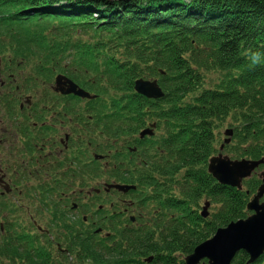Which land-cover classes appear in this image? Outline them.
Masks as SVG:
<instances>
[{"label": "trees", "instance_id": "obj_1", "mask_svg": "<svg viewBox=\"0 0 264 264\" xmlns=\"http://www.w3.org/2000/svg\"><path fill=\"white\" fill-rule=\"evenodd\" d=\"M5 41L15 42L17 56L29 55L21 59L34 60L41 74L48 62L51 74L64 60L72 62L119 116L128 107L131 114L144 111L136 80L158 78L165 96L152 109L158 106L167 125L175 122L168 132H176L169 136L176 145L167 146L175 147L177 176L152 182L160 224L122 235L115 262L107 253L104 260L125 264L132 252L155 255L154 264H185L218 229L251 215L260 170L239 190L217 182L208 165L226 125L234 135L225 153L264 159V0H0ZM204 201L212 204L209 219L199 212ZM24 241L10 236L3 256L19 253L15 246ZM248 260L241 252L233 264ZM255 264H264V254Z\"/></svg>", "mask_w": 264, "mask_h": 264}, {"label": "flooded vegetation", "instance_id": "obj_2", "mask_svg": "<svg viewBox=\"0 0 264 264\" xmlns=\"http://www.w3.org/2000/svg\"><path fill=\"white\" fill-rule=\"evenodd\" d=\"M28 56H17L15 42H0V264H113L103 255L115 262L122 235L160 224L152 182L177 176L175 147L167 146L176 145L168 132L175 122L167 125L152 109L158 100L144 96L142 113L128 107L115 115L72 62L53 74L48 62L41 74L34 60L21 59ZM58 77L65 79L57 84ZM68 80L90 97L68 93ZM10 236L25 241L6 258L1 246ZM128 254L125 264L156 258Z\"/></svg>", "mask_w": 264, "mask_h": 264}, {"label": "water", "instance_id": "obj_3", "mask_svg": "<svg viewBox=\"0 0 264 264\" xmlns=\"http://www.w3.org/2000/svg\"><path fill=\"white\" fill-rule=\"evenodd\" d=\"M57 78V84L61 83ZM67 80V79H66ZM71 83L68 91L75 92L83 97H90L84 90ZM135 91L148 99H161L165 96L158 81L138 79L135 81ZM148 134V132H146ZM145 133V134H146ZM226 139L220 148V153L209 160L208 171L222 185L243 190V183L251 178L254 173L264 167V159L233 160L224 154V149L231 144L234 130L228 128L225 131ZM262 184L257 194L248 204V211L252 214L247 219L230 223L227 227L220 228L214 236L198 245L194 252L185 257L186 264H233L241 252L249 256L246 264H255L264 254V168L260 174ZM118 189L128 192L131 187L116 186ZM210 202H206L202 210V216L208 217Z\"/></svg>", "mask_w": 264, "mask_h": 264}, {"label": "clouds", "instance_id": "obj_4", "mask_svg": "<svg viewBox=\"0 0 264 264\" xmlns=\"http://www.w3.org/2000/svg\"><path fill=\"white\" fill-rule=\"evenodd\" d=\"M259 57H260V54L259 53L253 54V57H252L253 62L254 63H259Z\"/></svg>", "mask_w": 264, "mask_h": 264}, {"label": "rangeland", "instance_id": "obj_5", "mask_svg": "<svg viewBox=\"0 0 264 264\" xmlns=\"http://www.w3.org/2000/svg\"><path fill=\"white\" fill-rule=\"evenodd\" d=\"M228 128H230V127H228V126L226 125V126L221 130V132H222V138H224V135H223L224 131H225L226 129H228ZM219 153H220V152H219ZM219 153H218V154H219ZM218 154H217V155H218ZM224 154H225V155H228V154L225 153V152H224ZM260 173H261V171H259V174H260Z\"/></svg>", "mask_w": 264, "mask_h": 264}]
</instances>
